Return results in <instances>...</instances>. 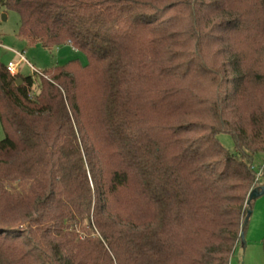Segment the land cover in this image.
<instances>
[{"label":"trees","instance_id":"16d2710c","mask_svg":"<svg viewBox=\"0 0 264 264\" xmlns=\"http://www.w3.org/2000/svg\"><path fill=\"white\" fill-rule=\"evenodd\" d=\"M3 6L87 63L36 93L0 65V264H230L264 153V0Z\"/></svg>","mask_w":264,"mask_h":264},{"label":"rangeland","instance_id":"374dc122","mask_svg":"<svg viewBox=\"0 0 264 264\" xmlns=\"http://www.w3.org/2000/svg\"><path fill=\"white\" fill-rule=\"evenodd\" d=\"M3 1L0 0V43H2L0 46V65L6 67L9 63H17L19 57L14 52L21 53L38 72V74H34L28 64L22 63L19 66V74L26 78L41 75L54 67L66 65L73 60L82 65L87 63L86 56L70 46L47 50L41 45H29L25 39L19 36L20 16L14 11L7 10L3 6ZM3 16H6L5 21ZM39 77H36L34 93L38 91ZM218 138L223 147L234 153V142L230 135L221 134ZM4 139L5 133L0 122V142ZM253 161L254 169L258 173L254 191L264 187V153L255 155ZM245 222H247L244 231L245 238L237 245L230 264H264V195L253 201Z\"/></svg>","mask_w":264,"mask_h":264},{"label":"built area","instance_id":"2783aa9c","mask_svg":"<svg viewBox=\"0 0 264 264\" xmlns=\"http://www.w3.org/2000/svg\"><path fill=\"white\" fill-rule=\"evenodd\" d=\"M0 46H2V43H0ZM14 53L19 57V61H18L17 63H9V64L6 66L7 71H8L12 76L20 75V74H19V72H20V70H19V66H20L22 63H26V64H28V65L30 66V69L32 70V72H33L34 74H38L37 70H36L32 65H30V64L27 62V60H26V58L24 57L23 54L18 53V52H14ZM39 76H40V77H41V76L44 77L43 74L38 75L37 77H39ZM33 89H34V87H33Z\"/></svg>","mask_w":264,"mask_h":264},{"label":"water","instance_id":"95a60500","mask_svg":"<svg viewBox=\"0 0 264 264\" xmlns=\"http://www.w3.org/2000/svg\"><path fill=\"white\" fill-rule=\"evenodd\" d=\"M3 20L5 21L6 20V16H3ZM23 83L22 80H19L18 81V85H21ZM264 195V187H261L260 190H254L251 194H250V199H249V202H253L255 201L257 198H259L260 196ZM245 238V233L242 232L241 233V240L243 241Z\"/></svg>","mask_w":264,"mask_h":264}]
</instances>
